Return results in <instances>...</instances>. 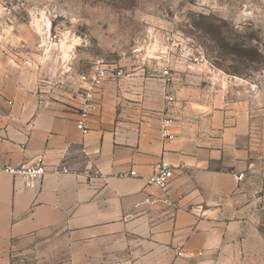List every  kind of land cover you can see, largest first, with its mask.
<instances>
[{
  "label": "crops",
  "instance_id": "1",
  "mask_svg": "<svg viewBox=\"0 0 264 264\" xmlns=\"http://www.w3.org/2000/svg\"><path fill=\"white\" fill-rule=\"evenodd\" d=\"M174 64L133 90L107 77L82 132L75 92L0 60V161L46 169L0 171V264H264V91Z\"/></svg>",
  "mask_w": 264,
  "mask_h": 264
},
{
  "label": "rangeland",
  "instance_id": "2",
  "mask_svg": "<svg viewBox=\"0 0 264 264\" xmlns=\"http://www.w3.org/2000/svg\"><path fill=\"white\" fill-rule=\"evenodd\" d=\"M0 60L49 95L76 92L96 66L142 88L172 62L264 85V0H0Z\"/></svg>",
  "mask_w": 264,
  "mask_h": 264
},
{
  "label": "built area",
  "instance_id": "3",
  "mask_svg": "<svg viewBox=\"0 0 264 264\" xmlns=\"http://www.w3.org/2000/svg\"><path fill=\"white\" fill-rule=\"evenodd\" d=\"M162 75L167 76V70H162ZM108 77V70L102 66H96L94 71L91 72L84 80L83 84L76 90L75 96L79 99L80 104L77 111V117L75 120L76 127L86 132L88 129L87 122L89 115L93 109L97 106V96L100 94L102 82ZM251 92L264 91V85L260 82H252L249 85ZM168 120H164L162 135L164 137L169 136L166 129ZM0 171L7 172L14 177H20L25 186H33L35 180L41 178L45 174V165L42 158H36L31 163H21L16 166H10L0 161ZM61 171L66 172V168H62ZM130 175H135L134 171L129 172ZM173 177L172 169L165 163H159L155 166L152 174L147 178V184L156 185L162 189L168 184ZM237 180L243 178V174H237ZM137 205L135 206V208Z\"/></svg>",
  "mask_w": 264,
  "mask_h": 264
}]
</instances>
